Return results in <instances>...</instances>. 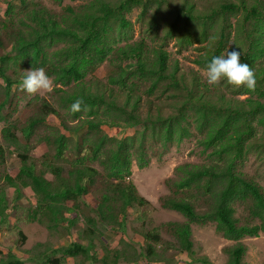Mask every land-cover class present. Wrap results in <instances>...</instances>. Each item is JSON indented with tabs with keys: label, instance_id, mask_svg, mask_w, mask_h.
<instances>
[{
	"label": "trees",
	"instance_id": "1",
	"mask_svg": "<svg viewBox=\"0 0 264 264\" xmlns=\"http://www.w3.org/2000/svg\"><path fill=\"white\" fill-rule=\"evenodd\" d=\"M51 1L62 6L64 0ZM70 1L78 5L55 13L34 0H5L0 50L10 51L0 55V122L8 121L2 111L25 75L19 69L43 68L54 87L53 104L35 96L37 110L1 130L19 167L0 175V224L10 213L22 243L20 222L49 231L62 227L71 236L77 226L82 230L78 242L63 249L37 257L25 251L24 260L8 252L0 264H60L79 256L84 264L162 263L157 247L165 242L158 233L141 234L142 249L129 253L124 240L103 248L97 223L122 230L128 209L149 206L131 179L133 165L144 169L152 157L192 138L201 162L177 166L175 178L164 182L169 194L158 199L161 209L185 219L163 225L175 241L169 247L191 256V226L212 223L218 235L235 242L224 250L226 264H242V240L264 236L263 189L242 172L252 153L264 161V0H216L208 9L191 0ZM136 8L142 29L134 39L127 15ZM170 42L178 53L195 46L192 63L203 71L214 56L241 49L242 62L255 73V90L223 81L211 86L198 72L186 74L179 60H171ZM101 68L105 81L95 77ZM77 100L81 110L73 113ZM49 116L57 126L47 124ZM116 128L124 131L121 137L109 135ZM4 154L0 146V167ZM25 197L35 207L23 206L22 216L17 203ZM236 204L246 207L243 220ZM95 247L101 255L92 252ZM56 252L62 258L53 259Z\"/></svg>",
	"mask_w": 264,
	"mask_h": 264
},
{
	"label": "rangeland",
	"instance_id": "2",
	"mask_svg": "<svg viewBox=\"0 0 264 264\" xmlns=\"http://www.w3.org/2000/svg\"><path fill=\"white\" fill-rule=\"evenodd\" d=\"M35 2L41 3L47 9L60 13L61 8L64 6L76 7L77 2H71L70 0H64L62 6H58L51 0H34ZM174 3H178L181 0H173ZM197 3V6L201 9H208V6L211 5L216 0H191ZM6 8L5 0H0V18L3 17L4 11ZM140 14V9L136 8L131 11L127 18L133 24V38L137 39L139 32L142 27L138 20ZM236 19L231 18L230 22L234 23ZM167 52L171 56V60H179L182 69L186 74H191L193 71L198 72L202 78L207 77V72L196 67L192 60L196 57L197 51H195V46L182 49L180 53L177 52V48L174 42H170L167 47ZM10 49L0 50L1 54L9 53ZM20 73L26 74L28 69H19ZM18 70V72H19ZM95 77L101 81H105L106 71L104 68L99 69L95 73ZM21 83L17 84L12 92L10 105L6 106L2 111V115L8 119V121L0 122V146L4 148L5 151V165L0 167V175H4L17 169L19 167V160L16 157L13 149H9L6 142H4L1 136V130L3 127L7 126L6 124H21L26 121L29 114L37 110L39 103L34 101V97L38 96L53 104L51 97L49 96L50 92H40L36 95L29 96L24 91L21 90ZM244 98V97H242ZM48 125L57 126L58 120L54 116H49L46 119ZM124 134V131L121 129H111L109 131L110 136L121 137ZM13 152V153H12ZM40 156V155H39ZM262 158L258 156L255 152L250 154L248 159L242 165V172L248 177H254L259 186L263 189L264 192V161H261ZM201 162V157L199 155V149L196 147L195 139L185 140L179 146H172L169 148L168 152L165 153L161 158L152 157L148 167L144 169H139L134 164L132 167V176L131 179L138 191V194L149 201V206H143L140 208L133 207L128 209L124 221L122 223V230L118 227L108 228L101 223H97V234L100 242L104 247H115L116 243L120 240H124L130 246L128 247V252L133 253L134 251L138 252L142 249L144 241L141 237V234L146 232H155L160 235L165 243L160 244L157 247V250L164 254L163 262L159 263L154 258L151 263H147L144 258L135 264H205L199 262L200 259H206L208 264H226L228 261V255L225 253V249L234 246L235 242L228 241L222 238L215 232L214 224L208 223L204 226H198L193 224L191 226L192 230V241H193V254L188 256L185 253L180 252L174 247H169V244L175 246V241L171 236L168 227L163 226L167 223H183L185 219L176 212H170L168 210H163L160 208L158 199L167 196L169 194L166 189L164 182L167 179L175 178V168L179 165L185 163H199ZM46 178L51 179L50 175H47ZM0 185H2L0 183ZM7 193L9 196L13 194L12 189H8ZM28 196L31 195L27 191ZM9 203L10 200L7 198ZM31 200L28 197H25L19 203L22 205L20 209V214L23 216L24 207L33 210L35 207L34 202L31 204ZM236 217L239 219H244L247 216L246 207L243 205L236 204ZM9 212V211H7ZM9 216V217H8ZM12 215L9 213L7 215L5 223L0 224V258L8 252L17 254L19 257H23L22 260L28 255L23 253L31 252V256L37 257V255L45 250H56L63 249L67 247L74 241L78 242L77 235L81 226H77L73 230V235L68 234L66 230L62 227H58L56 230H47L43 224H31L24 225L23 222L19 223L23 233L26 235V241L22 243L20 231H16L12 226L15 225V221L12 222ZM91 216L94 217V213L91 211ZM19 217H16L18 219ZM17 224V223H16ZM18 226V225H17ZM19 229V230H21ZM82 230V229H80ZM22 232V231H21ZM82 242V241H81ZM242 243L246 247V252L242 258V264H264V236L261 234L257 238H244ZM82 245H86L84 240ZM38 245V246H37ZM48 249H46V248ZM118 247V246H116ZM115 247V248H116ZM122 247H125L122 245ZM127 248V247H126ZM97 255H101L97 247L92 251ZM52 258H62L61 253H54ZM26 259V258H25ZM51 259V260H53ZM32 264H37L34 260L29 261ZM82 262V257H78L75 261L65 260L61 261L60 264H77ZM28 263V262H27ZM47 261L45 262V264ZM84 264V262H82ZM49 264H52L49 262ZM85 264H94L86 262ZM126 264V263H120ZM133 264V263H131ZM207 264V263H206Z\"/></svg>",
	"mask_w": 264,
	"mask_h": 264
},
{
	"label": "clouds",
	"instance_id": "3",
	"mask_svg": "<svg viewBox=\"0 0 264 264\" xmlns=\"http://www.w3.org/2000/svg\"><path fill=\"white\" fill-rule=\"evenodd\" d=\"M242 50L233 47L226 55L214 56L207 64V83L211 86L219 85L222 81L228 85L248 90H255L256 77L248 63L242 62ZM21 90L33 96L40 92L53 91V81L43 68L26 70L21 82ZM82 101L77 100L71 105L73 113L81 110Z\"/></svg>",
	"mask_w": 264,
	"mask_h": 264
}]
</instances>
